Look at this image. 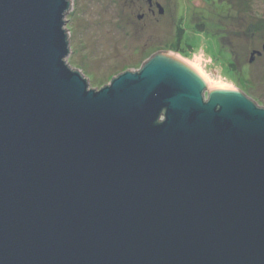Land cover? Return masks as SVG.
<instances>
[{
	"label": "water",
	"instance_id": "water-1",
	"mask_svg": "<svg viewBox=\"0 0 264 264\" xmlns=\"http://www.w3.org/2000/svg\"><path fill=\"white\" fill-rule=\"evenodd\" d=\"M70 5L0 0V264H264V108L169 52L90 88Z\"/></svg>",
	"mask_w": 264,
	"mask_h": 264
},
{
	"label": "rangeland",
	"instance_id": "rangeland-1",
	"mask_svg": "<svg viewBox=\"0 0 264 264\" xmlns=\"http://www.w3.org/2000/svg\"><path fill=\"white\" fill-rule=\"evenodd\" d=\"M152 1L154 13L148 0H70L67 64L99 90L169 52L199 69L209 91L237 90L264 108V0Z\"/></svg>",
	"mask_w": 264,
	"mask_h": 264
},
{
	"label": "flooded vegetation",
	"instance_id": "flooded-vegetation-1",
	"mask_svg": "<svg viewBox=\"0 0 264 264\" xmlns=\"http://www.w3.org/2000/svg\"><path fill=\"white\" fill-rule=\"evenodd\" d=\"M148 3H149L150 11H151L152 13H154L153 7H154L155 3H154L152 0H148Z\"/></svg>",
	"mask_w": 264,
	"mask_h": 264
},
{
	"label": "bare ground",
	"instance_id": "bare-ground-1",
	"mask_svg": "<svg viewBox=\"0 0 264 264\" xmlns=\"http://www.w3.org/2000/svg\"><path fill=\"white\" fill-rule=\"evenodd\" d=\"M195 69H197V68H195ZM198 71H199V69H198ZM211 84V83H210ZM211 87V86H210ZM222 88V87H221Z\"/></svg>",
	"mask_w": 264,
	"mask_h": 264
}]
</instances>
